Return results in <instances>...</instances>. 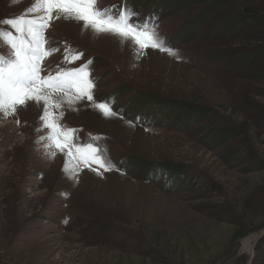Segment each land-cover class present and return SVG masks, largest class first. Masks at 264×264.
I'll list each match as a JSON object with an SVG mask.
<instances>
[{
	"label": "rangeland",
	"instance_id": "rangeland-1",
	"mask_svg": "<svg viewBox=\"0 0 264 264\" xmlns=\"http://www.w3.org/2000/svg\"><path fill=\"white\" fill-rule=\"evenodd\" d=\"M0 62V264H264V0H0Z\"/></svg>",
	"mask_w": 264,
	"mask_h": 264
},
{
	"label": "bare ground",
	"instance_id": "bare-ground-1",
	"mask_svg": "<svg viewBox=\"0 0 264 264\" xmlns=\"http://www.w3.org/2000/svg\"><path fill=\"white\" fill-rule=\"evenodd\" d=\"M90 33V29H88V32L87 34ZM92 35V33H91ZM110 33H106L105 32V38L108 39L110 37ZM93 37V35H92ZM113 37V36H111ZM119 39L123 40L124 42H126V44H128L129 46L131 45V43H129L128 41L130 40L129 38L125 37V35H120L119 36ZM99 40V39H98ZM100 41V40H99ZM126 45V46H128ZM30 46L33 47V49L37 50L36 47H37V42H33ZM34 51V50H33ZM35 52V51H34ZM29 63L35 67H38L39 64L36 63V61L32 58L29 57ZM37 70H30L29 69V74L30 76L33 77L34 76H37ZM31 86V85H30ZM40 89L39 88H32V92L33 94L35 95V102L34 104H37V103H43L44 105L47 104L50 100H48L49 98V95L47 93H43L41 92V90L39 91ZM32 94V95H33ZM53 96V95H51ZM262 236V233L259 234V233H254L252 235H250L249 237H247L246 239L243 240V250L245 251V253L249 254V255H253V252H254V248H255V245L256 243L259 241L260 237Z\"/></svg>",
	"mask_w": 264,
	"mask_h": 264
},
{
	"label": "water",
	"instance_id": "water-1",
	"mask_svg": "<svg viewBox=\"0 0 264 264\" xmlns=\"http://www.w3.org/2000/svg\"><path fill=\"white\" fill-rule=\"evenodd\" d=\"M258 233H262V235H263V234H264V230H263V231H260V232H258ZM261 237H262V236H261ZM261 237H260V238H261Z\"/></svg>",
	"mask_w": 264,
	"mask_h": 264
}]
</instances>
